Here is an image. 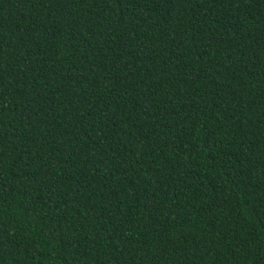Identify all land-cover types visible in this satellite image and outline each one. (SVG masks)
Masks as SVG:
<instances>
[{
  "label": "trees",
  "instance_id": "trees-1",
  "mask_svg": "<svg viewBox=\"0 0 264 264\" xmlns=\"http://www.w3.org/2000/svg\"><path fill=\"white\" fill-rule=\"evenodd\" d=\"M0 264H264V0H0Z\"/></svg>",
  "mask_w": 264,
  "mask_h": 264
}]
</instances>
